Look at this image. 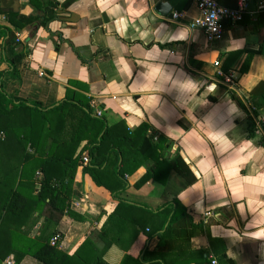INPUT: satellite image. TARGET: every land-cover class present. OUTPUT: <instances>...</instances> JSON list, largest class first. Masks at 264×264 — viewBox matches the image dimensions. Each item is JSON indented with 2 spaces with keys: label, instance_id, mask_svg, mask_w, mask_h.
<instances>
[{
  "label": "crops",
  "instance_id": "0c3cea01",
  "mask_svg": "<svg viewBox=\"0 0 264 264\" xmlns=\"http://www.w3.org/2000/svg\"><path fill=\"white\" fill-rule=\"evenodd\" d=\"M163 1L172 7L170 15L181 14L178 20L157 12ZM219 2L237 6V0ZM261 5L264 0H252L243 21L236 26L225 22L223 37L210 43L203 30L193 27L200 17L194 0H0V8L33 19L24 29H12L16 50L25 53L19 78L12 76L0 38L2 87L9 96L43 108L58 105L69 89L89 98L109 125L124 122L131 131L148 125L149 134L169 140L166 156L181 154L196 182L172 171L166 185L150 181L137 189L148 162L127 178L129 188L121 198L152 212L179 202L189 217L173 234L191 238L192 249L204 251L208 264L212 259L264 264ZM7 20L0 14V27L9 26ZM224 67L238 75L236 93L216 82ZM22 160L21 146L0 140V216L13 186L11 171L17 179ZM76 202L81 205L75 207ZM116 203L80 171L72 209L86 222L62 217L57 227L61 250L72 254L86 234L101 230ZM43 218L29 228L31 236L40 234ZM140 236L131 250L134 257L144 247L155 250L162 244L157 236L150 241ZM105 259L129 263L116 246ZM21 264L38 262L25 257Z\"/></svg>",
  "mask_w": 264,
  "mask_h": 264
},
{
  "label": "trees",
  "instance_id": "16d2710c",
  "mask_svg": "<svg viewBox=\"0 0 264 264\" xmlns=\"http://www.w3.org/2000/svg\"><path fill=\"white\" fill-rule=\"evenodd\" d=\"M0 14L7 17L9 24L0 27V38L7 48L6 61L12 76L19 78L25 53L16 50L12 29H24L33 19L3 8ZM263 18L264 10L259 16ZM227 68L224 67L226 72ZM2 79L0 73V132L6 134L7 141L21 146L23 160L17 179L11 171L13 186L8 202L1 208L0 264H6L8 259L21 264L25 257L36 259L38 264H110L105 254L114 246L127 253L131 264H199V260L200 264H208L204 251L192 249L191 238L173 234L189 217L179 202L175 201V207L152 212L121 198L129 188L127 178L148 162L152 163L135 184L137 189L150 181L166 185L172 171L191 184L196 182L179 152L172 159L166 156L171 149L167 138L149 134L146 124L134 131L124 122L109 125L89 98L69 89L53 107L29 104L9 96ZM261 97L264 99V94ZM85 154L90 158L88 166L81 163ZM80 171L117 203L103 228L86 234L78 249L68 254L61 250L63 235L57 227L66 214L75 223L86 222L72 209L73 185ZM41 217L44 220L40 234L31 236L30 229L40 223ZM142 234L149 241L157 236L162 244L155 250L144 247L134 257L131 250Z\"/></svg>",
  "mask_w": 264,
  "mask_h": 264
},
{
  "label": "built area",
  "instance_id": "2783aa9c",
  "mask_svg": "<svg viewBox=\"0 0 264 264\" xmlns=\"http://www.w3.org/2000/svg\"><path fill=\"white\" fill-rule=\"evenodd\" d=\"M252 0H237L235 8H228L220 4L219 0H194L197 9L199 10L200 17L195 21L193 27L203 30L207 40L210 43L223 37L224 23L228 22L232 26L241 23L246 16L250 13V4ZM264 6L259 7V11H263ZM181 17L180 13H174L171 21L178 20ZM19 37V35H18ZM217 67H221L220 62L215 63ZM216 77V82L220 86H224L231 93L238 91V75L234 70L228 72L220 70ZM100 114V113H99ZM260 128L264 127L263 122L260 123ZM6 134L0 132V140H5ZM83 166H88L90 158L85 154L81 161ZM81 202L74 203L75 207H79ZM56 238L53 244H56ZM6 264H15L12 259H8ZM211 264H219L216 259H212Z\"/></svg>",
  "mask_w": 264,
  "mask_h": 264
},
{
  "label": "water",
  "instance_id": "95a60500",
  "mask_svg": "<svg viewBox=\"0 0 264 264\" xmlns=\"http://www.w3.org/2000/svg\"><path fill=\"white\" fill-rule=\"evenodd\" d=\"M156 10L163 17L170 16L172 18L173 16V14L170 15V13L172 12V7L166 1L159 3L156 7Z\"/></svg>",
  "mask_w": 264,
  "mask_h": 264
}]
</instances>
